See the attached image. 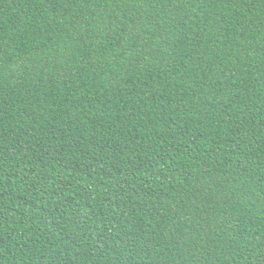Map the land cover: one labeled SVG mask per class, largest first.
I'll list each match as a JSON object with an SVG mask.
<instances>
[{"label": "trees", "instance_id": "trees-1", "mask_svg": "<svg viewBox=\"0 0 264 264\" xmlns=\"http://www.w3.org/2000/svg\"><path fill=\"white\" fill-rule=\"evenodd\" d=\"M0 264H264V0H0Z\"/></svg>", "mask_w": 264, "mask_h": 264}]
</instances>
